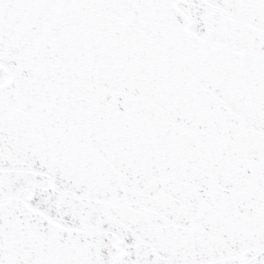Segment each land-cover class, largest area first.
<instances>
[{"label":"snow or ice","instance_id":"1","mask_svg":"<svg viewBox=\"0 0 264 264\" xmlns=\"http://www.w3.org/2000/svg\"><path fill=\"white\" fill-rule=\"evenodd\" d=\"M0 264H264V0H0Z\"/></svg>","mask_w":264,"mask_h":264}]
</instances>
